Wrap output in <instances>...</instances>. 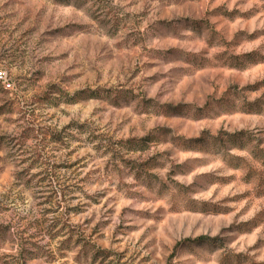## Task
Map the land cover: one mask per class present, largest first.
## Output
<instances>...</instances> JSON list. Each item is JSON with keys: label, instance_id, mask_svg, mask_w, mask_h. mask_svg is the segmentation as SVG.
Segmentation results:
<instances>
[{"label": "rangeland", "instance_id": "obj_1", "mask_svg": "<svg viewBox=\"0 0 264 264\" xmlns=\"http://www.w3.org/2000/svg\"><path fill=\"white\" fill-rule=\"evenodd\" d=\"M0 72V264H264V0H0Z\"/></svg>", "mask_w": 264, "mask_h": 264}, {"label": "trees", "instance_id": "obj_2", "mask_svg": "<svg viewBox=\"0 0 264 264\" xmlns=\"http://www.w3.org/2000/svg\"><path fill=\"white\" fill-rule=\"evenodd\" d=\"M230 137H232V138H239V137H241V135H240V134H237V135H232V136H230ZM192 142H193L192 144H194V143H198L199 140L192 141ZM127 143L131 146V150H135V148H137V147L133 146V144H136V146H137V145H139L141 142H140V141H136V140H134V141H128ZM205 240H207V238H205V237H199L198 239H196V243H197V244H200V243L204 242Z\"/></svg>", "mask_w": 264, "mask_h": 264}, {"label": "built area", "instance_id": "obj_3", "mask_svg": "<svg viewBox=\"0 0 264 264\" xmlns=\"http://www.w3.org/2000/svg\"><path fill=\"white\" fill-rule=\"evenodd\" d=\"M4 77L3 74L0 72V81H3Z\"/></svg>", "mask_w": 264, "mask_h": 264}]
</instances>
